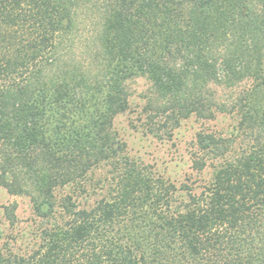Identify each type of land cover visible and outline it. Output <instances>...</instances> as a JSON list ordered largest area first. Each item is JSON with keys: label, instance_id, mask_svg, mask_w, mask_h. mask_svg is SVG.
<instances>
[{"label": "trees", "instance_id": "trees-1", "mask_svg": "<svg viewBox=\"0 0 264 264\" xmlns=\"http://www.w3.org/2000/svg\"><path fill=\"white\" fill-rule=\"evenodd\" d=\"M137 77L154 136L235 120L195 135L191 167L211 168L200 191L124 153L113 124ZM103 166L107 195L56 204ZM0 187L67 214L18 264H264V0H0ZM0 264H13L1 249Z\"/></svg>", "mask_w": 264, "mask_h": 264}, {"label": "rangeland", "instance_id": "rangeland-1", "mask_svg": "<svg viewBox=\"0 0 264 264\" xmlns=\"http://www.w3.org/2000/svg\"><path fill=\"white\" fill-rule=\"evenodd\" d=\"M84 32V29L80 30L75 39L74 52L77 54L83 46L81 34ZM148 87L149 82L144 77L133 80L130 83L132 92L130 108L114 119L113 126L119 141L124 143V153L154 172V176L167 179L177 187L187 184L194 191H200L211 176V168L207 167L202 172H196L191 167L195 135L198 131H216L226 135L234 126L235 120L222 114H218L212 120H202L192 116L181 121L173 130L171 138L165 135L154 136L146 131L145 116L141 113L145 104L143 94ZM106 178L109 179L106 166L94 168L81 183L68 184L55 189L56 204L65 203L66 197H70L71 201L80 206L94 204L103 195H107ZM33 194L37 196L36 192ZM12 203L16 204L14 224H10L3 214V206ZM66 219L67 214L61 206H56L54 212L47 216L36 211L32 195H12L0 187V249L13 264H18L17 260L20 257L30 259V255L43 242L42 231L51 228L55 223L62 224Z\"/></svg>", "mask_w": 264, "mask_h": 264}]
</instances>
